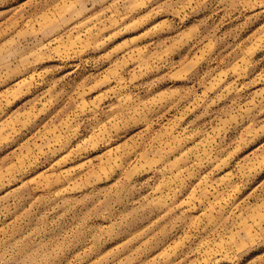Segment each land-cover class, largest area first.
I'll list each match as a JSON object with an SVG mask.
<instances>
[{"label":"rangeland","instance_id":"obj_1","mask_svg":"<svg viewBox=\"0 0 264 264\" xmlns=\"http://www.w3.org/2000/svg\"><path fill=\"white\" fill-rule=\"evenodd\" d=\"M0 264H264V0H0Z\"/></svg>","mask_w":264,"mask_h":264}]
</instances>
